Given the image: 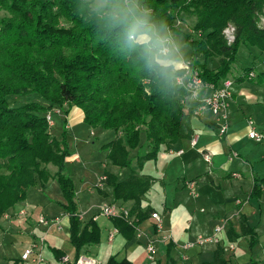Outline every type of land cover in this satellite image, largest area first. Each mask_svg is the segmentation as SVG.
I'll return each instance as SVG.
<instances>
[{"label": "trees", "instance_id": "trees-1", "mask_svg": "<svg viewBox=\"0 0 264 264\" xmlns=\"http://www.w3.org/2000/svg\"><path fill=\"white\" fill-rule=\"evenodd\" d=\"M130 1L125 4L123 0H109L116 8L120 7L123 19L125 11L130 14L128 22L93 16L87 22L78 21L82 31H76L47 22L29 9L24 11L28 0H7L11 12L22 18L29 27L28 34L34 36L30 39L27 35L19 43V49L8 56L6 69L0 71V219L14 205L24 202L32 187H43L49 180H57L64 196L60 206L69 217V241L75 249V258L85 246L99 242L100 228L92 218L80 228L74 187L65 168L68 156L65 117L69 108L82 110L88 128L113 132L101 149L107 150L106 158L112 165L120 170L127 168L128 173L120 177L106 172L102 185L110 189L113 201L130 202L129 215L139 219L144 213L141 198L153 181L150 174L141 171L145 161L156 157L162 143L191 135L189 117L193 106L185 100L180 102L187 91L174 79L181 71L153 55L157 53L156 31L152 39L146 35L158 27L155 14L145 11L149 0ZM166 1L168 9L177 7L175 3L179 0ZM183 3L196 18L193 28L205 30L199 39L189 41L186 37L194 65L195 55L201 56L202 62L196 66L205 81L219 85L228 77L241 44L264 55V22L260 20L264 16V0ZM185 8L181 10L184 12ZM169 16H165L171 19L164 27L173 23V16ZM137 20L146 23L137 28ZM229 23L235 28L231 44H227L222 32ZM164 27L158 33L165 31ZM141 35L146 39L141 41ZM35 37L41 40L46 37L49 43L35 41ZM214 56L217 65L211 68L208 63ZM249 67H245V73ZM256 78L264 81V70L257 72ZM29 93L38 95L41 103L32 100L11 107L6 100L8 94ZM54 108L63 115L60 138L51 133L46 120V113ZM50 165L55 167L53 173ZM111 219L119 231L126 228L129 235L135 233L133 222L123 217ZM63 254L57 252L56 259ZM106 264L132 263L110 256ZM202 264L226 263L221 252H216L211 262Z\"/></svg>", "mask_w": 264, "mask_h": 264}, {"label": "crops", "instance_id": "crops-1", "mask_svg": "<svg viewBox=\"0 0 264 264\" xmlns=\"http://www.w3.org/2000/svg\"><path fill=\"white\" fill-rule=\"evenodd\" d=\"M254 52L251 53L254 58L261 56ZM195 57L197 60L201 58L200 55ZM246 66L250 67L245 73ZM257 72L253 64L248 63L239 66L236 73L228 76L232 80V97L227 104L228 127L223 135L218 134L220 119L210 110H204L199 115L191 114L190 137L162 143L156 157L145 161L147 170L143 165L141 171L150 174L153 181L141 198L143 216L141 219L134 214L130 216L135 224V233L129 235L126 228L119 231L112 219L107 217L104 229L100 227L101 233L105 231L107 242L112 243L115 237L119 239L120 247L112 253L116 260L125 259L132 264H202L211 262L215 253L221 252L226 264H264V144L256 143L247 136L248 119L253 120L257 130L264 131V81L256 78ZM248 73H253V76H248ZM199 92L202 94L200 99L210 89L203 86ZM190 104L194 106L195 102L191 101ZM69 109L65 117L66 129H72L74 134L76 128H87L82 110L74 106ZM55 114L63 116L61 112L52 113V118ZM90 130L92 135L93 129ZM101 133L111 135L109 130ZM192 139H195L194 144ZM106 152L101 149L103 175L110 172L124 177L122 169L108 161ZM205 152L210 154L209 164L203 158ZM76 157L77 153L72 154L73 159ZM187 180L194 181L196 195H192L185 185ZM82 186L90 194L95 190L102 202H114L127 209L130 206V202L113 201L110 189L104 184L88 188L83 182ZM37 188L32 187L25 201L8 211L27 207L29 215L25 222L19 223L16 217L6 219L2 216L0 219V248H3L7 237L19 238L11 241L12 247L19 249L17 258L6 259L4 252L0 251V264H26L20 260L25 245L37 236L41 227L45 230L43 235L46 240L48 230L56 226L53 224L45 228L37 225L38 213L34 211L38 207ZM99 205L91 206V218L98 213ZM151 212H158L162 218L160 231L155 227ZM101 217L99 215L95 221ZM62 218L61 215L60 223ZM222 220L225 226L219 233L217 243L184 247L186 243H193L198 236L211 235ZM59 229L62 230V227ZM137 231H140L139 236L136 235ZM110 233H113L111 241L108 239ZM149 239L155 242L157 250L153 261L147 259L145 250ZM229 243L234 247L231 250L227 248ZM90 247L85 246L82 253H88ZM72 251L75 258V249L66 241L61 248H54L53 254L56 259L57 252L70 255Z\"/></svg>", "mask_w": 264, "mask_h": 264}, {"label": "rangeland", "instance_id": "rangeland-1", "mask_svg": "<svg viewBox=\"0 0 264 264\" xmlns=\"http://www.w3.org/2000/svg\"><path fill=\"white\" fill-rule=\"evenodd\" d=\"M184 1V0H183ZM180 0L176 2L177 7L166 9L165 6L166 0H149L147 3V8L145 11L151 12V14H155L154 19H156L157 29L153 28L150 33L146 35L149 39L155 37L153 34L156 31V37L160 36L161 38L167 35L166 31L168 28H171L170 35L172 36L176 49H172L171 53L168 54H160L153 53L155 57L160 62L164 63H172L174 67L181 66L184 59H189L192 54V50L187 42V35L189 41L191 39H199L203 36L205 30H196L193 28L195 23V16L193 15L192 9L185 8V5ZM129 4L130 0H123V3ZM162 7V9L160 8ZM128 7H131L128 5ZM144 7V6H143ZM185 8L183 12L181 9ZM24 11L26 9L31 10L34 14L39 13L42 15L44 20L47 22H51L55 25L59 26H69L72 27L76 31H82V26L78 25V21L85 22L89 21L93 16L96 17H106L110 19L113 17L115 3H110L109 0H106L105 3H101V0H28V4L22 8ZM120 9V7L118 8ZM139 10H142L140 8ZM152 10V11H151ZM162 13L164 17L162 18ZM169 14L173 16V23L171 26L164 25L170 22L171 18H166L165 16ZM128 13L126 11L123 13L124 19L119 15L116 21H122L124 23L128 22ZM169 16V17H170ZM121 17V18H120ZM148 19H152V17H148ZM261 21H264V16L260 17ZM9 24L6 26V24ZM22 18L18 15H15L11 12L8 6L7 0H0V71L6 69L7 58L13 54L14 50H18V45L21 41H25L27 35L30 36V39L33 38L34 34H28V26L23 24ZM159 24V25H158ZM14 26V27H13ZM10 27H13L10 29ZM106 27V26H105ZM165 28V31H161L158 33L159 28ZM34 40L42 41L46 44L49 43V39L44 37L41 40V37H35ZM235 40V39H234ZM255 49L241 44L239 50L237 51L236 58L234 59L231 67V71L229 73H236V69L239 66H243L244 64H253L257 71L264 70V55L258 56L254 58L251 53L254 52ZM255 55L258 54L257 50L254 52ZM196 58V57H195ZM194 58V59H195ZM202 62V59H195L194 68L197 69L200 73L201 70L196 63ZM208 65L212 68L217 65V57L214 56ZM12 72V71H11ZM15 74L18 72L14 71ZM227 75V76H229ZM228 78V77H227ZM202 94L199 92L198 97H201ZM6 100L11 107H17L25 102L29 101H37L41 103L40 97L38 95L33 94H8L6 96ZM183 100L186 103L190 104L191 100L184 98V96L180 97V102ZM53 125L50 127L51 133L60 138L63 134V118L60 115H53ZM87 127V126H85ZM67 130L66 139L68 144V156L66 157L65 168L66 172L70 175L72 180V184L74 187V199L77 205V211L80 215V228L91 218L92 205L101 204L102 199L94 190L93 194L87 192V188L82 186V183L85 182L87 187H96L98 182V176L103 175V167H102V154H101V145L104 141H107L111 138L113 132L111 131V135H102V133L93 129V134L91 135L90 128H85L84 130L74 129ZM145 148H143L144 150ZM77 157L75 159L72 158V154H76ZM145 166V168H144ZM144 170H147V166L144 165ZM49 170L51 173L55 171V167L50 165ZM128 172L127 168L122 169V176ZM38 187V188H37ZM37 188L36 194V202L38 207L35 212L38 214L44 213L47 215H57L63 216L61 227L62 230H58L57 226L52 227L46 233V240L44 243V248L42 250V255L45 260H49L51 263H54L57 259H55L53 251L54 248H61V245L66 241H69V217L65 213L60 203L63 202V193L59 182L55 179L49 180L45 186H35ZM34 208V207H33ZM105 218V219H104ZM108 218V217H107ZM105 216H102L96 223L104 229L106 226L104 220L107 219ZM108 221V220H107ZM111 223V222H110ZM108 222V224H110ZM107 224V225H108ZM49 227V226H48ZM40 228V231L37 235H42L45 233V230ZM47 228V227H45ZM41 229L43 231H41ZM19 238H15L9 236L6 238V241L3 244V248H0V251H3L6 259L17 258L19 255L18 247H12L11 241H17ZM71 244V243H70ZM208 244V243H207ZM206 245V244H204ZM73 247V246H72ZM120 247L118 237L114 238L112 243L107 242L105 231L100 232L99 242L96 244H92L89 248L88 254L94 257L101 264H106L107 260L116 248ZM74 248V247H73ZM124 250V249H123ZM124 251H122L123 253ZM52 258H48L47 256H51ZM67 254V253H65ZM68 255V254H67ZM71 255V256H70ZM68 255L70 259H73V251ZM28 264V263H26Z\"/></svg>", "mask_w": 264, "mask_h": 264}, {"label": "built area", "instance_id": "built-area-1", "mask_svg": "<svg viewBox=\"0 0 264 264\" xmlns=\"http://www.w3.org/2000/svg\"><path fill=\"white\" fill-rule=\"evenodd\" d=\"M264 22V21H262ZM171 28H168L166 33L167 35L163 38L158 36L156 38V51L160 54H168L172 52V49H176L174 40L171 33ZM223 34L226 39L227 44L233 43L235 39V28L232 24H227L223 29ZM192 60L184 59L181 66H176L180 69V73L176 74L174 79L175 83L183 87L187 91V96L185 98L194 101L195 105L193 106V114L199 115L204 110H210L221 123L219 126L218 134L223 135L227 131L228 127V112L227 104L232 97L231 85L232 80L229 78L224 79L219 85H215L211 82L205 81L200 72L194 68ZM248 76H253V73H248ZM206 86L210 89V92L204 95L199 99L198 92L203 87ZM52 113H60L58 108L46 113L47 123L52 126L53 118ZM248 132L247 136L256 143L264 144V131H259L255 128L254 122L252 119H248ZM192 143H195V139H192ZM203 158L206 163H210V154L205 152L203 153ZM105 179V175H102L98 178L96 187L102 186V181ZM194 181L187 180L185 185L188 187L192 195H196V192L193 190ZM29 215V209L27 207H21L17 211H12L5 213L3 216L6 219L17 218L19 223L25 222L26 218ZM99 215L112 218V217H123L128 220L129 223L133 221L130 218L129 211L127 208L119 206L115 203L102 202L99 205L98 213L95 214L92 219L95 220ZM80 216V215H79ZM151 217L154 219L155 227L158 231L162 229V218L158 212H151ZM61 216L58 217H46L43 213L37 215L36 223L37 225L50 226L55 224L58 228L61 226ZM225 226V221L222 220L221 223L214 227V231L209 236H198L193 243H186L184 247L187 248L193 244H204V243H217L219 241V233L223 230ZM116 231V230H115ZM137 236L140 235V231H137ZM108 239L111 241L113 239V233H110ZM45 235H37L35 238L27 243L20 255V260L22 262H27L29 264H101L94 257L81 253L76 258L72 260L67 254H63L59 259L54 263H51L44 259L42 255V250L44 248ZM228 250L233 249V245L229 243ZM145 250L147 259L153 261L156 255V245L152 239L147 240L145 244Z\"/></svg>", "mask_w": 264, "mask_h": 264}, {"label": "clouds", "instance_id": "clouds-1", "mask_svg": "<svg viewBox=\"0 0 264 264\" xmlns=\"http://www.w3.org/2000/svg\"><path fill=\"white\" fill-rule=\"evenodd\" d=\"M105 2H106V0H101L102 4L105 3ZM120 12H121L120 9H118V8L114 9L113 19H117L119 17V15H120ZM145 23H146V21H144V20H137V22H136L137 28L142 27ZM145 39H146L145 36H143V35L140 36V40L141 41H143Z\"/></svg>", "mask_w": 264, "mask_h": 264}]
</instances>
